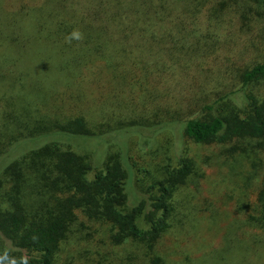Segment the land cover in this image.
I'll return each mask as SVG.
<instances>
[{
	"label": "trees",
	"instance_id": "1",
	"mask_svg": "<svg viewBox=\"0 0 264 264\" xmlns=\"http://www.w3.org/2000/svg\"><path fill=\"white\" fill-rule=\"evenodd\" d=\"M227 1V10H264V0ZM221 7L224 10L223 2ZM68 24L38 22L39 34L31 36L17 35L24 30L15 31L12 22L6 21L5 27L0 23V264H99L95 259L107 247L115 251L126 246L132 251L128 264H177L179 238L185 243L187 264H264V61L242 72L243 87L237 93L242 99L228 97L225 114L188 119L178 115L158 127L140 122L113 128L105 116L88 111L95 108V98L104 100L103 76L135 92L153 75L145 68L146 60L123 48L70 56L69 71L63 73L85 80L91 99L78 90L66 100L65 92L55 93L54 86L49 94L54 93L55 106L42 101L36 107L25 100V58L47 62L34 50L41 45L65 57L76 45V39L62 35L71 32ZM81 37L84 46L92 41ZM177 124L181 140L224 147L228 160L244 158L247 171L228 179L251 193L245 206L234 200L225 204L219 191H213V207L184 217L174 195L199 172L176 146V157H168L158 169L159 180L142 184L140 176L148 171L138 167L128 140L136 134L141 146L145 130L156 135ZM213 186L221 189L225 182L213 177ZM74 240L87 247L82 258L74 255L73 245L72 251L66 250Z\"/></svg>",
	"mask_w": 264,
	"mask_h": 264
},
{
	"label": "rangeland",
	"instance_id": "2",
	"mask_svg": "<svg viewBox=\"0 0 264 264\" xmlns=\"http://www.w3.org/2000/svg\"><path fill=\"white\" fill-rule=\"evenodd\" d=\"M143 1L0 0V23L4 27L6 21L14 23L15 31L22 28L24 32H15L17 35L39 34L38 22L54 25L66 21L71 32L61 33L63 36H70L77 31L83 38L92 37L93 41L84 46L83 40H76V45L68 48L65 57L48 49L49 46L34 47L48 61L40 64L43 60L25 58L21 72L24 73L27 88L17 90L26 92L28 97L25 100L36 107L42 101L53 105L55 95L49 94V91L54 86L57 89L55 93L65 92L63 98L66 100H71V95L78 90L86 93V99H91V91L86 87L85 80H74L68 73H63L69 71L70 56H80L86 51L96 53L100 49L108 52L123 48L146 60L145 68L153 75L135 92H126L124 88L111 84V76H103L104 100L95 98V108H88V111L99 118L105 116L113 128L140 122L146 127H158L164 119L180 118L178 115L188 119L206 117L216 112L227 113L228 103H231L227 102L228 97L233 96L238 101L242 99L237 95L243 87L240 79L242 72L264 61V10L257 13L250 8L240 12V6L227 10V0ZM237 10L240 14L236 13ZM125 28H128L127 32L121 34ZM97 66L101 67L102 63H97ZM35 84H39L40 88ZM43 88L48 92L40 93ZM99 92L100 86L96 83L97 96ZM168 129L171 130L160 131L156 135L155 130L154 133L145 130L142 132L141 146L136 134L128 140L138 167L148 171V174L140 176L144 182L142 184L150 186L159 180L161 172L158 169L168 157L175 156L176 146L179 151H183L181 157L194 161V169H198V174H206L203 179L196 177L198 174L193 176L189 185L182 186L175 193L174 203L184 217L191 216L194 210L213 207V191H219L225 204L234 200L243 207L249 202L251 193L228 179L241 177L240 173L247 171L244 158L228 160L224 147L196 144L185 138L181 140L179 124ZM226 147L231 148V145ZM213 177L225 182V186L221 189L212 187ZM234 208L235 212L236 208L239 210L235 204ZM226 209L229 210L230 206ZM182 241L179 238L175 242L177 264H187L185 243ZM82 242L74 240L68 243L66 250L73 245L77 248L74 255L78 254L82 258V252L87 248L82 247ZM167 252L172 257V250L168 249ZM131 253L129 246L115 251L107 247L95 261L99 264H128Z\"/></svg>",
	"mask_w": 264,
	"mask_h": 264
},
{
	"label": "clouds",
	"instance_id": "3",
	"mask_svg": "<svg viewBox=\"0 0 264 264\" xmlns=\"http://www.w3.org/2000/svg\"><path fill=\"white\" fill-rule=\"evenodd\" d=\"M82 37H81V34L79 33V32H77V31H74L73 33H71V35H70V37H69V39L71 40V39H76V40H79V39H81Z\"/></svg>",
	"mask_w": 264,
	"mask_h": 264
}]
</instances>
